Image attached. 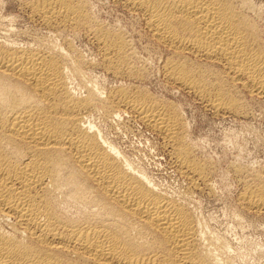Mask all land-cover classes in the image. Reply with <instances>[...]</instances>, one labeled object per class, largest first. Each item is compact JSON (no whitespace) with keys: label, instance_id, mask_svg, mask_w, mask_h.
Returning <instances> with one entry per match:
<instances>
[{"label":"bare ground","instance_id":"6f19581e","mask_svg":"<svg viewBox=\"0 0 264 264\" xmlns=\"http://www.w3.org/2000/svg\"><path fill=\"white\" fill-rule=\"evenodd\" d=\"M117 1L141 12L171 52L167 80L213 113L246 116L237 88L264 97V44L250 0ZM28 5L51 29H92L112 75L143 74L129 65L122 33L95 26L81 0ZM16 42L0 33V264H234L228 245L206 231L189 204L160 190L92 121L96 114L111 123L133 115L163 138L190 188L202 189L207 166L192 159L177 108L139 89L103 96L84 79L83 56L69 43ZM262 170L239 196L255 214L264 213Z\"/></svg>","mask_w":264,"mask_h":264},{"label":"rangeland","instance_id":"374dc122","mask_svg":"<svg viewBox=\"0 0 264 264\" xmlns=\"http://www.w3.org/2000/svg\"><path fill=\"white\" fill-rule=\"evenodd\" d=\"M27 1L0 0V33L19 45L23 42L36 46L33 42L36 41L42 46L54 43L66 48L70 44V49L76 51L73 50V53L83 56V78L88 85H96L102 95L107 96L120 88L131 91L139 89L149 92L159 102L177 108L181 114L182 133L192 146V159L207 166L209 177L205 182L207 186L205 183L199 185L202 189L190 188L188 181L172 164L173 159L163 138L146 128L133 115L121 113L120 120L111 123L96 114L92 121L99 126L106 139L149 174L160 190L189 204L195 217L207 228L206 231L221 237L228 245L232 263L264 264V213H251L239 202L242 191L247 185H252L253 176L264 169V97L256 98L237 88L239 98H243L240 100L243 101L246 116L237 118L213 113L199 97L167 80L163 66L172 54L145 27L141 12L127 9L117 0H81L95 26L122 33L132 51L129 65L143 73L135 77L123 73L125 75L118 74L116 77L102 64L101 47L93 39L92 29L73 27V30L70 26L63 30L51 29L40 24L27 7L31 1L37 0ZM250 1L256 7L252 6L254 11L249 13V17L264 44V0ZM23 43L22 46L27 45ZM189 59L194 61L193 57ZM74 80L72 87L80 88L78 80ZM234 168L242 169L245 177H238Z\"/></svg>","mask_w":264,"mask_h":264}]
</instances>
